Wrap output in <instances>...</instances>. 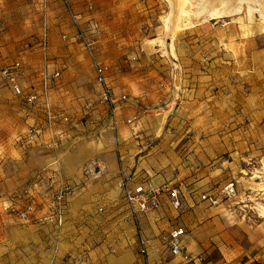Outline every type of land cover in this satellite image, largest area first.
Instances as JSON below:
<instances>
[{"label": "crops", "instance_id": "0c3cea01", "mask_svg": "<svg viewBox=\"0 0 264 264\" xmlns=\"http://www.w3.org/2000/svg\"><path fill=\"white\" fill-rule=\"evenodd\" d=\"M70 1L77 12L88 4V0ZM38 8L35 43H20L6 32L0 37V59L6 61L5 65L0 61V71L18 62L21 89L39 94L34 105H25L0 74L7 95L21 101L26 123L0 153V264H264V226L232 222L233 215L223 204L214 207L201 200L213 172L223 166L219 157L247 149L253 134L220 131L217 121L212 130L199 126L189 135L163 134L167 120L178 124L187 115L180 117L178 110L172 116L169 109L142 112L162 103L166 108H197V113L185 112L191 117L187 124H201L200 110L205 111L207 100L214 103L209 108L219 105L221 97L210 96L206 84L205 38H197L191 53L177 41L164 47V55L154 43L137 62L107 53L104 49L114 46L102 40L97 55L109 66L117 99L113 129L105 106L97 101L91 61L73 38L74 27L68 17L64 24L53 15L57 8L65 13L63 6L58 0H38ZM83 15L88 18V12ZM238 56L241 64H247L242 53ZM145 76L150 77V93L143 90ZM177 76L184 79L175 89ZM237 87L245 94L235 97L251 98L244 85ZM121 95L126 101H119ZM129 119L131 123L126 122ZM31 128L38 130L29 135ZM119 173L126 174L131 188L166 184L176 189L180 207L173 208L164 193L157 208L138 214L136 226L118 185ZM46 174L60 175L76 186L73 194L64 197L60 225L46 216ZM26 184L34 186L38 197L32 218L21 220L4 213L3 204H24L19 193ZM172 228L184 230L182 244L190 260L173 257L166 249L163 236ZM137 229L146 240L145 254L139 252Z\"/></svg>", "mask_w": 264, "mask_h": 264}, {"label": "rangeland", "instance_id": "374dc122", "mask_svg": "<svg viewBox=\"0 0 264 264\" xmlns=\"http://www.w3.org/2000/svg\"><path fill=\"white\" fill-rule=\"evenodd\" d=\"M78 1L80 0H75ZM196 3L197 0L187 1V12L177 16V27L173 30L170 29V23L167 24L171 13L168 0H88V4L83 5L84 9L78 8V12L81 13L87 36L94 41L95 56L99 61L101 59L97 53H100L104 46L101 44L102 40L111 42L114 46L112 50L104 49L107 53L115 54L116 58L121 56L122 60L128 56L129 62H137L149 47L148 52L152 51V46H156L154 43H159L157 46L162 49L164 55H167L164 47L170 48L171 43L177 41L180 45L184 42L182 46L191 53L197 38H205L206 84L210 86V96L216 94L221 97L219 105L209 108V104L214 106V103L212 99L207 100L205 111L200 110L201 124H187L191 117L185 112L192 110L197 113V108L178 109L177 105L166 108L161 102L159 107H146L142 112L169 109L171 115H176L178 110L180 117L187 115L182 123L172 124L167 120L163 134L183 132L189 135L196 132L199 126L212 130L214 121H217L216 126L223 132L245 130L252 133L253 136L247 141V149L238 151L237 155L229 157L226 154L219 157L223 166L219 167V171L213 172L210 188L206 193L213 194L217 199V203L210 206L223 204L226 211L232 213V222H244L247 225L258 223L259 226H264V108L260 107V103L264 102V14L255 11L248 17L247 8L243 5L241 10L219 17L198 15L195 13ZM83 12H88V18ZM54 14L56 18L63 19L64 24L68 17L73 26L66 12L57 8L53 10ZM39 17L38 0H0V37L7 33L8 38L20 43H26V40L35 43L38 39ZM229 36L231 39H228ZM65 38L67 39L68 35ZM78 44L80 45L79 42ZM241 53L247 64L240 63L238 55ZM172 55L179 59L174 53ZM0 61L1 65H5L4 59ZM180 65L183 69L182 64ZM177 68L178 66L174 67L175 70ZM143 79V90L150 93V77L145 76ZM181 79L184 78L175 77V89L179 88L178 84L181 86ZM164 80L162 77V81ZM1 81L0 153H3L6 144L14 142L24 131L26 123L20 103L22 99L18 101L7 95ZM239 85L247 88L246 94L251 98L247 97L245 101L235 97L245 94L238 89ZM137 118L136 115L133 121ZM238 119L239 123L236 122ZM226 121H229V124ZM121 174L126 175L119 173V178ZM230 182L233 184V193L226 196L222 191Z\"/></svg>", "mask_w": 264, "mask_h": 264}, {"label": "built area", "instance_id": "2783aa9c", "mask_svg": "<svg viewBox=\"0 0 264 264\" xmlns=\"http://www.w3.org/2000/svg\"><path fill=\"white\" fill-rule=\"evenodd\" d=\"M63 6L66 14L69 16L72 25L74 27L73 38L77 40L82 48L90 58L91 65L94 71V81L98 87V103L105 106L107 110L111 127L114 129L116 126L115 109L117 105V99L114 97L110 79H109V66L97 60L95 56L94 41L87 36L86 31L82 25L81 13L75 11L70 0H58ZM20 73V64L15 62L12 66L1 69L0 74L11 87L13 93L20 97L25 105H34L39 99L37 92H24L18 84V76ZM53 77H58V73L55 72ZM45 80L48 78L43 77ZM126 96L121 95L119 101H126ZM88 106V105H87ZM133 119H129L126 122L131 123ZM33 130H35L33 132ZM38 128L29 129L28 134L33 135ZM46 193L48 198L49 207L46 214L48 220L55 219L58 225L62 222L63 212V201L64 197L71 195L76 191V186L64 180L60 175L46 174ZM119 187L122 190L129 217L132 222L137 226V216L139 213L147 212L151 209H155L159 205L160 195L166 193L170 198V203L173 208L177 209L180 207V199L176 189H171L166 184L160 186H145L139 184L133 188L128 184L127 178L121 174L118 182ZM34 186L26 187L21 189L20 195L24 201L21 207L13 204H3L1 209L4 213L17 217L21 220H28L32 218V213L36 211L38 205V197L35 193ZM224 195L230 196L233 193V184L230 182L225 185L223 191ZM14 198V197H13ZM201 199L207 201L209 204L214 205L217 203V199L213 194L204 193L201 195ZM182 228H172L166 235L163 236L164 244L168 252L173 257H178L183 261L190 260V255L186 252L182 244V236L184 235ZM137 241L139 245V252L145 254L146 240L142 237L139 230L137 229Z\"/></svg>", "mask_w": 264, "mask_h": 264}, {"label": "bare ground", "instance_id": "6f19581e", "mask_svg": "<svg viewBox=\"0 0 264 264\" xmlns=\"http://www.w3.org/2000/svg\"><path fill=\"white\" fill-rule=\"evenodd\" d=\"M187 1L168 0L171 13L167 19V24L170 23V29L173 30L177 27L175 24L177 16L187 12V8H185ZM243 5L247 8L248 17H251L255 11L261 15L264 14V0H197L195 13L219 17L239 11Z\"/></svg>", "mask_w": 264, "mask_h": 264}]
</instances>
